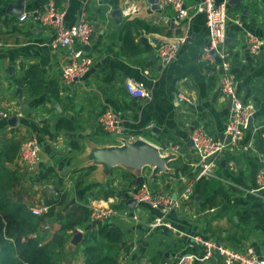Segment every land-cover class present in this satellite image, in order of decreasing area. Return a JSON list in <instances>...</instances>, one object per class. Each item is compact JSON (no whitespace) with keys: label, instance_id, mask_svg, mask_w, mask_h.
<instances>
[{"label":"crops","instance_id":"obj_1","mask_svg":"<svg viewBox=\"0 0 264 264\" xmlns=\"http://www.w3.org/2000/svg\"><path fill=\"white\" fill-rule=\"evenodd\" d=\"M49 1L0 0V110L12 104L19 111L1 122L0 146L9 139L22 143L26 138H34L40 147L33 173L27 174L18 160L22 178L15 198L33 207L66 196L64 204L56 208L57 216L77 211L84 226L92 222L93 210L113 208L117 216L107 223L124 233L119 251L121 264H175L182 251L200 256L203 249L194 244L195 236L230 247L240 248L249 243L262 250L264 231L255 230L247 220L255 200L264 204V190L251 193L256 188L258 170L253 154L222 157L214 178L221 182L215 191L218 206L203 209L200 197L195 195L168 216L174 230L162 226L149 229L160 212L131 203L132 192L139 186L138 172L125 167L108 172L93 158L96 149L121 146L127 135H132L135 141L157 146L164 156L172 155L170 148L178 145L179 152L172 155V161L182 159L189 164L195 159L193 128L202 126L210 135L224 138L230 104L220 90L218 75L200 62L201 51L209 39L205 16L200 14L190 22L178 23L171 12L158 9L154 0H54L59 9L66 5L65 26L76 24L85 14L94 27L93 38L85 47L93 59L91 70L68 86L63 82L62 67L70 50L53 49L50 44L57 34L54 25L35 19ZM215 2H227L231 17L226 30L227 44L240 81L239 93L243 102H251L254 107L245 141L255 138L264 152V0ZM117 11L120 17L116 16ZM23 14L27 19L19 21ZM129 27L137 29V53H124L123 38ZM185 31L189 37L177 57L162 66L156 48ZM249 37L262 42L256 54L249 50ZM78 47L75 44L73 49ZM33 74L41 88L37 96L25 92L27 80ZM127 81L144 83L152 98L130 97L125 89ZM53 88L58 89L56 97ZM179 94L189 102H180ZM106 109L117 114L123 131L120 137L103 131L100 116ZM61 118L74 121L76 130L57 132L56 124ZM151 124L154 127L150 130ZM43 127L49 135L43 134ZM169 163L166 173L151 177V184L154 189L177 196L178 190L167 182L168 174L175 170ZM220 211L222 214L212 220ZM133 215H138V220H133ZM48 223V235L60 229V222L52 219ZM77 230L84 235L82 228ZM233 238L237 240H230ZM70 245L71 242L72 254L64 264H86L82 243ZM195 264H221V258Z\"/></svg>","mask_w":264,"mask_h":264},{"label":"built area","instance_id":"obj_2","mask_svg":"<svg viewBox=\"0 0 264 264\" xmlns=\"http://www.w3.org/2000/svg\"><path fill=\"white\" fill-rule=\"evenodd\" d=\"M67 1V0H66ZM160 9L164 12H171L172 18L178 23L190 22L197 15H204L208 28V43L202 49L200 62L206 68L211 69L218 75V85L220 90L229 101V115L224 129V138L207 133L202 126L193 128L191 139L194 144L195 159L188 165L191 174L183 171H171L167 176V182L178 190L177 196L170 192H163L154 189L147 177H152V168L146 167L138 177L143 178V182L132 192V200L136 204L146 205L153 211L160 212L154 222L149 224V229L154 230L159 226L169 230H174L168 216L172 211L179 210L187 202L195 197V185L200 179H213L216 176L222 157L226 154H253L258 161L256 173V188L251 193L257 194L264 190V152L259 149L255 138L245 141L250 117L254 107L251 102H243L239 93V78L234 72L232 54L227 44L226 30L231 20L228 12L227 2L217 4L215 0H203L201 3L188 5L186 0H159ZM65 6L58 8L54 0H50L42 13L35 17L43 24H52L56 29V37L52 44L53 49L70 50L69 57L62 67V78L65 85H72L76 81L83 79L91 70L93 59L86 53L85 47L90 44L94 27L83 14L80 20L71 26H65L66 16ZM27 15H21L18 20L24 21ZM239 24V22H237ZM189 33L183 32L169 42L163 43L156 48V56L162 66L170 64L178 55L180 48L187 41ZM78 44L77 49H73ZM249 50L256 54L262 42L249 37ZM1 46V44H0ZM125 89L130 97L134 99L150 100L151 91L142 82L134 83L127 81ZM180 102H189V99L182 94L178 95ZM12 104L0 110V124L8 120L13 114H18ZM100 125L104 132L120 137L123 134L120 120L112 109H106L100 116ZM151 124L148 129H153ZM128 142H135L132 135H127L124 139ZM179 146L170 148L171 154L179 152ZM40 147L34 138H26L22 141L19 149V165L28 174L36 170L39 162ZM170 155V156H172ZM32 215L40 217L48 213L49 206L41 204L29 207ZM117 216L113 208L95 209L91 213L92 222L107 223L109 218ZM133 220H138V215L132 216ZM50 224H43L40 233L32 235V238L40 236L42 233H49ZM48 234L46 233V236ZM184 235V233H181ZM195 245L203 249L202 255L191 252H180L175 264H195L196 261L209 262L214 257L221 258V264H264V245L260 250L252 244L246 243L238 249L231 248L228 244L202 236L192 237ZM193 247V246H191Z\"/></svg>","mask_w":264,"mask_h":264},{"label":"trees","instance_id":"obj_3","mask_svg":"<svg viewBox=\"0 0 264 264\" xmlns=\"http://www.w3.org/2000/svg\"><path fill=\"white\" fill-rule=\"evenodd\" d=\"M137 38V29L129 27L123 38L124 53L138 52ZM38 83L34 74L29 76L25 85L27 95L37 96L41 92ZM57 90H52L55 97L58 95ZM55 130L71 133L76 130V125L72 120L61 118ZM42 132L49 135L46 127H43ZM20 146V141L14 139L5 140L0 146V264H64L72 254L69 244L78 228L84 231L82 246L86 264H121L119 251L124 233L120 228L100 222H91L84 226L83 219L77 216V211L58 217L56 208L64 204L66 196L55 202H46L49 211L40 217L32 215L29 207L18 197L15 198V189L20 185L22 178L18 165ZM14 163V167H8ZM169 167L191 174L190 166L182 159L171 161ZM220 185L221 182L214 178L197 181L194 192L200 197V206L203 209L218 206L215 191ZM221 214L220 211L212 220ZM52 219L60 222L58 231L47 236L46 233H49L45 232L32 238V235L40 233L43 224ZM247 220L254 225L255 230L264 231V204L260 200L253 202ZM230 240L236 241L237 238ZM231 248L238 249V246Z\"/></svg>","mask_w":264,"mask_h":264},{"label":"water","instance_id":"obj_4","mask_svg":"<svg viewBox=\"0 0 264 264\" xmlns=\"http://www.w3.org/2000/svg\"><path fill=\"white\" fill-rule=\"evenodd\" d=\"M154 4L160 9L159 0H154ZM116 16L120 17L119 11L116 12ZM12 122H15V119ZM251 123L252 119L249 120L247 128H250ZM93 158L95 163L103 165L108 172L117 167H125L141 173L144 168L150 167L152 168V179H154L159 174L167 172V165L173 157L164 156L157 146L138 140L133 143L126 141L121 146L96 149L93 152ZM142 182L143 178L138 177L137 184L140 185ZM131 203L134 204L135 201L131 200ZM83 239V233L77 230L70 246L82 243Z\"/></svg>","mask_w":264,"mask_h":264},{"label":"rangeland","instance_id":"obj_5","mask_svg":"<svg viewBox=\"0 0 264 264\" xmlns=\"http://www.w3.org/2000/svg\"><path fill=\"white\" fill-rule=\"evenodd\" d=\"M147 180H149V181H150V183H152V180L150 179V177H147Z\"/></svg>","mask_w":264,"mask_h":264}]
</instances>
